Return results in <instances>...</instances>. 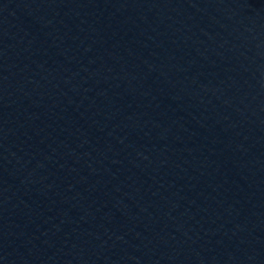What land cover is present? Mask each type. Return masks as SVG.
I'll return each mask as SVG.
<instances>
[{
    "label": "water",
    "instance_id": "obj_1",
    "mask_svg": "<svg viewBox=\"0 0 264 264\" xmlns=\"http://www.w3.org/2000/svg\"><path fill=\"white\" fill-rule=\"evenodd\" d=\"M0 264H264V0H0Z\"/></svg>",
    "mask_w": 264,
    "mask_h": 264
}]
</instances>
